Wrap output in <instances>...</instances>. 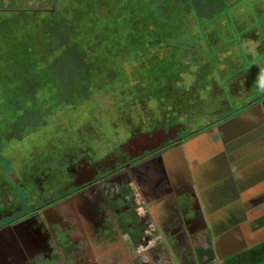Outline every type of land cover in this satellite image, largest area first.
I'll list each match as a JSON object with an SVG mask.
<instances>
[{
  "label": "flooded vegetation",
  "instance_id": "obj_1",
  "mask_svg": "<svg viewBox=\"0 0 264 264\" xmlns=\"http://www.w3.org/2000/svg\"><path fill=\"white\" fill-rule=\"evenodd\" d=\"M263 102L264 94L198 129L135 131L99 159H72L60 192L0 210V264H257Z\"/></svg>",
  "mask_w": 264,
  "mask_h": 264
},
{
  "label": "rangeland",
  "instance_id": "obj_2",
  "mask_svg": "<svg viewBox=\"0 0 264 264\" xmlns=\"http://www.w3.org/2000/svg\"><path fill=\"white\" fill-rule=\"evenodd\" d=\"M232 2L211 21L167 26L164 0H57L80 16L77 42L117 75L0 150V210L51 198L72 159H99L135 131L198 129L264 94V0Z\"/></svg>",
  "mask_w": 264,
  "mask_h": 264
},
{
  "label": "trees",
  "instance_id": "obj_3",
  "mask_svg": "<svg viewBox=\"0 0 264 264\" xmlns=\"http://www.w3.org/2000/svg\"><path fill=\"white\" fill-rule=\"evenodd\" d=\"M164 2L167 26L211 21L236 3ZM57 7V0H0L1 10H8L0 15V150L47 125L58 108L89 101L96 88L116 78L114 70L108 72L104 61L77 42L83 29L78 12L70 15ZM257 264H264V254L257 255Z\"/></svg>",
  "mask_w": 264,
  "mask_h": 264
},
{
  "label": "water",
  "instance_id": "obj_4",
  "mask_svg": "<svg viewBox=\"0 0 264 264\" xmlns=\"http://www.w3.org/2000/svg\"><path fill=\"white\" fill-rule=\"evenodd\" d=\"M263 104H264V102H263ZM258 106H260V105H258ZM253 113H254V110H253V108H251V109L239 114L238 116L234 117L233 119L229 120L228 122L224 123L223 125H221V129L225 130V128H227V127H233V126L237 125L238 122L252 117ZM141 134L142 135H148L147 133H141ZM263 240H264V228H261V229L256 230L255 232L252 233V237L250 239V242H251L250 245L258 243V242L263 241ZM244 247H246V246H242L241 249Z\"/></svg>",
  "mask_w": 264,
  "mask_h": 264
}]
</instances>
